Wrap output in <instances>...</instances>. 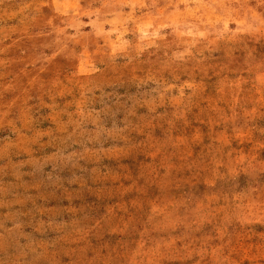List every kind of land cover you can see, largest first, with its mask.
I'll return each instance as SVG.
<instances>
[{
    "label": "rangeland",
    "instance_id": "1",
    "mask_svg": "<svg viewBox=\"0 0 264 264\" xmlns=\"http://www.w3.org/2000/svg\"><path fill=\"white\" fill-rule=\"evenodd\" d=\"M0 264H264V0H0Z\"/></svg>",
    "mask_w": 264,
    "mask_h": 264
}]
</instances>
